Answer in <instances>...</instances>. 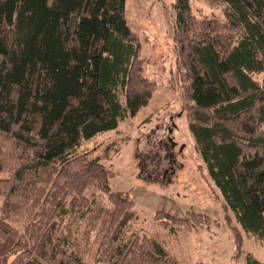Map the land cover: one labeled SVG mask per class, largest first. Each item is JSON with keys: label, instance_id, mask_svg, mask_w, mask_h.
Masks as SVG:
<instances>
[{"label": "trees", "instance_id": "16d2710c", "mask_svg": "<svg viewBox=\"0 0 264 264\" xmlns=\"http://www.w3.org/2000/svg\"><path fill=\"white\" fill-rule=\"evenodd\" d=\"M206 1L226 7L224 20L196 16L191 0L172 7L188 126L227 223L264 248V78L254 76L264 75V0ZM126 14V0H0V264H87L64 222L86 207L92 186L114 205L104 223L106 264H173L157 241L127 237L134 201L110 190L98 159L75 154L135 117L157 90ZM25 215L18 233L11 219ZM165 215L213 224L203 213Z\"/></svg>", "mask_w": 264, "mask_h": 264}, {"label": "rangeland", "instance_id": "374dc122", "mask_svg": "<svg viewBox=\"0 0 264 264\" xmlns=\"http://www.w3.org/2000/svg\"><path fill=\"white\" fill-rule=\"evenodd\" d=\"M175 2L126 0L128 24L141 39L143 74L156 82L157 90L135 117H127L116 130L82 141L75 154L88 153L98 159L107 172L110 190L134 201L135 216L125 226L127 237L157 241L173 264H247L248 255L264 262V248L256 237L242 231L235 220L233 225L227 223L222 194L195 150L178 75ZM191 4L200 18H225V6L206 0H191ZM254 76L259 81L264 78ZM84 196L86 207L71 209L62 221L64 233L81 262L106 264L104 223L109 224L114 205L107 193L94 186ZM3 202L0 196V208ZM191 213L210 215L213 224L203 227L194 220L175 224L167 216L191 219ZM27 221V215L15 216L11 226L23 233ZM239 231L242 239L237 242Z\"/></svg>", "mask_w": 264, "mask_h": 264}]
</instances>
